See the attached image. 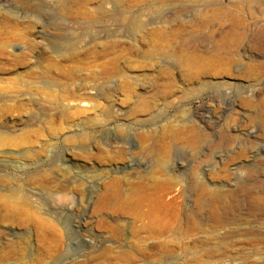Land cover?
<instances>
[{
  "label": "rangeland",
  "instance_id": "1",
  "mask_svg": "<svg viewBox=\"0 0 264 264\" xmlns=\"http://www.w3.org/2000/svg\"><path fill=\"white\" fill-rule=\"evenodd\" d=\"M0 264H264V0H0Z\"/></svg>",
  "mask_w": 264,
  "mask_h": 264
},
{
  "label": "bare ground",
  "instance_id": "2",
  "mask_svg": "<svg viewBox=\"0 0 264 264\" xmlns=\"http://www.w3.org/2000/svg\"><path fill=\"white\" fill-rule=\"evenodd\" d=\"M61 4V3H60ZM61 6V5H60ZM237 33V32H236ZM241 36V35H240ZM228 38V39H227ZM239 38V36H238V34H234V33H232V32H230V34H228V35H226V39L227 40H224V41H222L221 43L222 44H227V45H230L231 47L234 45L235 46V44L237 43L236 42V39H238Z\"/></svg>",
  "mask_w": 264,
  "mask_h": 264
}]
</instances>
